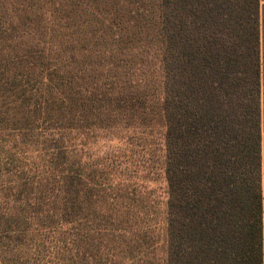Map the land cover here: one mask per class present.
<instances>
[{"label": "rangeland", "instance_id": "374dc122", "mask_svg": "<svg viewBox=\"0 0 264 264\" xmlns=\"http://www.w3.org/2000/svg\"><path fill=\"white\" fill-rule=\"evenodd\" d=\"M161 16L0 0V264H167Z\"/></svg>", "mask_w": 264, "mask_h": 264}, {"label": "trees", "instance_id": "16d2710c", "mask_svg": "<svg viewBox=\"0 0 264 264\" xmlns=\"http://www.w3.org/2000/svg\"><path fill=\"white\" fill-rule=\"evenodd\" d=\"M167 264H264L260 0H161Z\"/></svg>", "mask_w": 264, "mask_h": 264}, {"label": "crops", "instance_id": "0c3cea01", "mask_svg": "<svg viewBox=\"0 0 264 264\" xmlns=\"http://www.w3.org/2000/svg\"><path fill=\"white\" fill-rule=\"evenodd\" d=\"M262 207H263V214H262V222L264 223V117L262 121Z\"/></svg>", "mask_w": 264, "mask_h": 264}]
</instances>
